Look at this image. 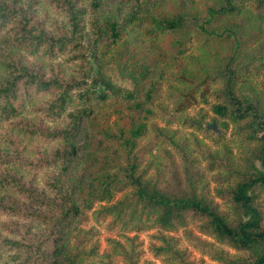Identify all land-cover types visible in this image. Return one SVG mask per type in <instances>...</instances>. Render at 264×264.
I'll return each mask as SVG.
<instances>
[{
	"label": "trees",
	"instance_id": "16d2710c",
	"mask_svg": "<svg viewBox=\"0 0 264 264\" xmlns=\"http://www.w3.org/2000/svg\"><path fill=\"white\" fill-rule=\"evenodd\" d=\"M19 1L0 0V123L54 144L40 153L36 164L56 172L49 175L47 188L39 189L10 171L0 175V181L23 197H10L13 201L4 207L29 218L28 229L32 222L46 227L50 240L47 247L43 240L3 238L4 244L19 250L17 264H84L79 247L89 230L81 225L89 212L95 220L110 217L111 225L124 232L156 230L158 244L151 252L164 264H197L170 235L178 231L218 264H264V104L261 95L242 88L257 74L252 60H261L262 49L257 47H264L262 32L249 35L243 22L254 13L264 26V0H210L202 11L158 2L144 11L133 7L121 22L115 9H103L106 0H47L66 17L65 25L51 29L35 17L33 5ZM135 1L137 7L147 2ZM138 25L143 28L138 33L173 57L183 55L192 38H201V52L218 61L217 72L206 75L210 85L217 84L205 88L214 98L210 108L239 126L246 142L253 144L238 168L230 157L217 167L218 156L204 150L199 154L206 165L200 167L202 161L157 125L152 126L155 139L174 144L178 161L169 157L164 167L150 149L146 152L155 160L153 173L142 166L146 147L140 150L139 144L149 135L148 120L163 72L155 77L150 63L134 59L130 36ZM248 46L256 48L247 52ZM26 56H68L79 63L75 73L63 77L47 74L34 59L26 62ZM247 56L250 60L245 61ZM108 60L131 87L112 82L103 69ZM184 100L196 101L185 93L178 111L192 106H181ZM114 102L113 109L102 113L100 104ZM30 111L56 121L54 127L30 123ZM113 115L117 117L110 121ZM159 150L168 152L165 147ZM217 198L228 203V211ZM104 202L109 204L96 210V204ZM191 225L200 235L193 234ZM83 230L86 235L80 237ZM127 258L128 264H137L133 253Z\"/></svg>",
	"mask_w": 264,
	"mask_h": 264
},
{
	"label": "rangeland",
	"instance_id": "374dc122",
	"mask_svg": "<svg viewBox=\"0 0 264 264\" xmlns=\"http://www.w3.org/2000/svg\"><path fill=\"white\" fill-rule=\"evenodd\" d=\"M12 1V0H7ZM210 0H147L145 4L137 7L139 1L128 0H106L104 8L106 11L115 9V14L118 21L121 22L123 16L135 7L144 11L148 7L157 6L158 2L164 5H175L180 3L184 10L189 8L202 11L205 5L209 4ZM21 5L27 3L35 8V17L40 20L46 29L53 28L56 24H66V17L63 11L52 6L47 0H20ZM141 3V2H140ZM140 5V4H139ZM113 12V11H112ZM246 15L250 16V12ZM243 22L244 27L249 30V35L258 33L264 35V26L258 23V18L253 13L251 18H247ZM250 20V22H248ZM130 36V45L135 51L134 59H139L144 63H150L153 69V75L157 77L158 71L163 72L162 78L158 80L159 86L156 88L154 95V103L152 105L153 114L149 116V135L140 140V150L142 151V166L149 169L152 174L155 168V160L152 158V153L146 152L153 149L156 153V161L163 164L164 167L169 165L167 162L169 157H173L178 161V150L173 147L174 144L160 139H155V130L153 125L163 128V132L180 145L185 146L186 152H191V157H197L201 162L200 167H204L203 156L199 154L200 150L209 151L218 156L221 161L216 164L217 167H222L226 162L225 158L230 157L234 165L238 166L242 163L244 157L253 144L246 142L243 130L234 123L226 119H222L214 114L210 105L214 103V98L209 94L208 89L216 87V82L210 85V80L206 78L207 74L214 75L219 64L216 59L209 58L201 52L202 39L192 38L188 46L179 57H173L164 52L162 47L151 40L144 38L142 26H134ZM261 32H260V31ZM136 32V34H135ZM247 33V32H246ZM263 43L256 42L255 46H263ZM256 47L248 46L247 52ZM256 53L261 54V60L258 58L252 60L258 68L256 75H251V79L242 85L243 91L248 94H257L262 96L264 104V47H257ZM27 61H34L42 64L47 74H56L59 76H67L75 73L78 68L79 59L68 56L59 57L56 59H46L41 56L32 58L26 56ZM132 59V58H131ZM250 60V57H245V61ZM104 63V71L110 75L112 82L118 86L131 87L132 83L126 77H123V72L113 63ZM254 64V65H255ZM92 72L95 73L97 66L92 63ZM165 73V74H164ZM206 78V80H205ZM208 89L205 90V88ZM185 93H190L191 97L196 101L189 102L184 100L181 106L192 104L184 111H178L177 103L181 100V96ZM207 100V102H205ZM102 113H108L113 109L116 102L110 104H100ZM114 114V111H111ZM120 112L117 113V115ZM124 114V113H123ZM126 114V113H125ZM108 115V114H106ZM112 115V114H111ZM112 116L110 121L115 119ZM129 115L130 114H126ZM30 123L38 125L54 127L56 121L43 118L39 112L30 111L27 114ZM127 117V116H126ZM215 125V129H211L208 125ZM202 128V129H201ZM158 143V146H157ZM54 145L46 142L43 138L37 136L23 135L12 130L11 126L0 123V175L5 172H12L15 175L21 176L25 182H30L36 189L47 188L50 174H55L56 170L51 168L40 167L36 163L41 157V152L49 150ZM160 147H165L168 152L159 150ZM223 154V155H222ZM156 162V163H158ZM34 165H37L34 167ZM226 176V174H225ZM229 178V176H227ZM233 178L230 177V182ZM211 186H216L211 182ZM222 187H226L222 183ZM16 199H23L22 194L15 190H10L5 182L0 181V264H17L14 258L19 250L16 247H11L2 242L3 238L16 239L21 241L43 240L47 247L50 246L48 230L46 227L32 222L30 228H27L28 219L21 215H17L15 211H10L4 206H8L7 202H12ZM117 194L116 198H119ZM11 200V201H10ZM223 210L228 211V203L222 199H216ZM24 204V200H23ZM109 203L104 202L96 204V210L107 206ZM25 206H29L26 204ZM85 231L89 230L87 240H84L79 249L82 250L81 258L84 257V264H128L127 253H133V258L137 260V264H164L161 259L154 258L151 248L158 244L156 230H147L139 232H124L119 226H113L110 223V217L98 218L95 220L92 212L88 213V218L81 225ZM195 235H200L194 225L188 226ZM83 230L82 234L86 235ZM169 235V234H167ZM171 236L178 239L179 245L186 251L190 259L197 264H218L211 261L207 256L200 253L189 241L186 240L182 231L171 233ZM85 239V238H83ZM49 240V241H48ZM74 238L71 239V242ZM221 248L226 249L223 245Z\"/></svg>",
	"mask_w": 264,
	"mask_h": 264
},
{
	"label": "water",
	"instance_id": "95a60500",
	"mask_svg": "<svg viewBox=\"0 0 264 264\" xmlns=\"http://www.w3.org/2000/svg\"><path fill=\"white\" fill-rule=\"evenodd\" d=\"M208 127L211 128V129H215V125H213V124L212 125H208Z\"/></svg>",
	"mask_w": 264,
	"mask_h": 264
}]
</instances>
